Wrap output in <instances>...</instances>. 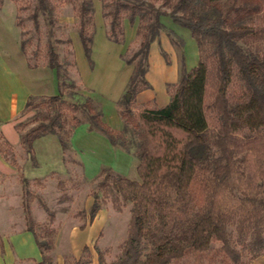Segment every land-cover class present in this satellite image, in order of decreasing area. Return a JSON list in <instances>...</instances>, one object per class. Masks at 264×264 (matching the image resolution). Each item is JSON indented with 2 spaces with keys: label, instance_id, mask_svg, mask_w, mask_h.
<instances>
[{
  "label": "trees",
  "instance_id": "1",
  "mask_svg": "<svg viewBox=\"0 0 264 264\" xmlns=\"http://www.w3.org/2000/svg\"><path fill=\"white\" fill-rule=\"evenodd\" d=\"M93 5V0H82L77 14L79 38L89 59ZM55 8L50 0H38L30 16L37 29L39 13L51 19ZM106 8L109 38L115 43L125 42V20L132 25L139 20L138 48L126 60L133 71L120 110L125 130L132 127L137 132L139 180L111 168L102 169L96 178L90 222L108 204L118 212L132 204L127 237L117 257L108 262L96 243L98 264L251 263L264 255V0H111ZM163 16L192 32L199 63L190 71L182 69L179 81L168 85L166 106H138V93L150 88L149 51L165 29ZM169 34L175 44L182 42L174 32ZM52 37L50 33L47 61L59 77L63 63ZM82 107L92 130L104 134L112 146L127 148L125 130L112 129L92 98ZM30 110L37 111L35 124L24 123L18 129L33 163L38 165L34 144L44 136L55 135L68 151L75 130L83 124L80 106L60 92L30 96L24 113ZM8 146L0 135V152L7 161ZM14 165L26 230L41 252L38 264H55V214L43 204L48 221H35L36 195L22 167ZM34 183L43 185L40 178ZM58 186L64 189L65 183Z\"/></svg>",
  "mask_w": 264,
  "mask_h": 264
},
{
  "label": "rangeland",
  "instance_id": "2",
  "mask_svg": "<svg viewBox=\"0 0 264 264\" xmlns=\"http://www.w3.org/2000/svg\"><path fill=\"white\" fill-rule=\"evenodd\" d=\"M50 1L56 8L51 19L39 13L38 29L30 17L38 0H3L0 4V135L10 145L6 147L9 161L0 152V264H38L42 260L34 236L26 230L22 186L14 163L22 167L36 195L32 203L35 221H48L43 204L55 214L53 262L74 264L82 260L85 264H98L96 243L107 261L112 262L127 237L132 204L121 212L108 204L93 222L89 214L93 192L97 190L96 178L102 169L111 168L119 175L139 180L137 132L132 127L125 130L120 116L133 71V65H127L126 60L137 50V38L131 44L112 41L110 18L106 15L110 9L106 5L111 0H93L94 42L89 59L79 38L77 14L82 0ZM20 6L25 9L20 10ZM138 26L137 19L134 27ZM50 33L63 63L59 77L48 66L46 44ZM60 92L80 106L83 124L75 130L68 151L61 148L55 135L37 140L35 165L18 129L24 123L30 127L35 124L37 111L24 113L25 103L31 95L52 96ZM87 98L102 109L103 119L112 129L116 130L119 124L123 130L117 131L125 130L126 149L112 146L104 134L90 128L82 107ZM37 178L43 185L34 183ZM60 181L65 183L64 189L58 186ZM63 194L66 199H62ZM249 264H264V255Z\"/></svg>",
  "mask_w": 264,
  "mask_h": 264
},
{
  "label": "crops",
  "instance_id": "3",
  "mask_svg": "<svg viewBox=\"0 0 264 264\" xmlns=\"http://www.w3.org/2000/svg\"><path fill=\"white\" fill-rule=\"evenodd\" d=\"M161 21L165 29L151 44L148 57L146 79L150 88L138 93L136 100L139 106L153 102L160 107L166 106L170 101L168 85L179 81L182 69L190 71L199 63V49L192 32L176 24L169 16L161 17ZM134 26L135 24H127L126 20L124 21L126 44H131L137 38V28ZM169 31L174 32L182 42L175 44ZM189 46L192 48L190 51ZM116 126V130H123L119 124Z\"/></svg>",
  "mask_w": 264,
  "mask_h": 264
},
{
  "label": "water",
  "instance_id": "4",
  "mask_svg": "<svg viewBox=\"0 0 264 264\" xmlns=\"http://www.w3.org/2000/svg\"><path fill=\"white\" fill-rule=\"evenodd\" d=\"M128 98H129V96H128Z\"/></svg>",
  "mask_w": 264,
  "mask_h": 264
}]
</instances>
